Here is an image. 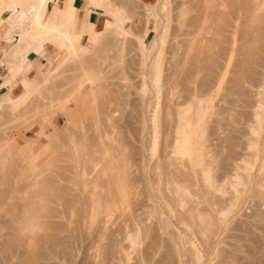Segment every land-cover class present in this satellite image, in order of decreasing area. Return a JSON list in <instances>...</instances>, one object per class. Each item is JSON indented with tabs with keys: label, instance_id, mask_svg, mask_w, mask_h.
Instances as JSON below:
<instances>
[{
	"label": "rangeland",
	"instance_id": "1",
	"mask_svg": "<svg viewBox=\"0 0 264 264\" xmlns=\"http://www.w3.org/2000/svg\"><path fill=\"white\" fill-rule=\"evenodd\" d=\"M112 1L111 4L100 7L91 3L90 0H86L83 12L79 14L80 12L77 10V21L74 23L73 32L83 33L81 42L86 46L85 49L78 51V57L72 52L65 51L59 43L45 42L43 52H36L32 49L35 56L34 63L30 62L28 57L27 59L17 58L21 64L24 61L22 73L14 78L10 86H7L9 85L7 83L5 85L7 87L0 90V99L4 104L0 109V145L2 144L0 147V177L5 180L12 178L14 182L12 185V179L3 182L0 178V189L11 191L10 194L8 193L9 195L6 194L8 197H3L7 198L3 203L4 200H1L3 199L1 197L5 194L3 195L2 189L0 190L2 194L0 197V201H2L0 202V235L6 233L0 236V243L5 249L0 246V254L4 252L6 255L9 252L7 254L9 256L6 258L7 260L9 258V263L6 261L7 264H20V260L24 258L22 253L28 248L29 250L37 248L38 253L42 251L39 253L40 255L38 254L41 259L36 258L40 264H45L44 262H47L46 264H114L115 261L116 264H138L136 262L141 261L140 258L144 261L142 264H163V258L169 252L174 256L169 253L170 257L166 264H178L182 257L189 264H264V82L261 74L257 75L258 78L260 77L257 78V84L255 80V84L258 86L251 88H248L249 83L245 80H242L240 87L236 86L233 80L240 68L245 65L252 70L264 67V10L258 14V16L261 15L260 20L253 21L243 9L245 0H164L166 6L160 9L156 8V5L159 6L163 0ZM55 2H58L59 6L61 5L59 0H51L49 7L50 9L53 7V13L57 6ZM8 3V0H5L3 6H7ZM118 8L120 12H117ZM9 9L11 10L10 7ZM3 11L5 10L0 8V15ZM9 13L8 10L5 12L8 26L19 28L17 23L13 24L18 18V13L15 12L12 16H9ZM120 16L124 18L122 27L118 28L121 31L120 35L116 33L117 31L109 32L115 26L111 24L110 19L117 20L119 23ZM85 17H87L84 26L86 30L95 25L96 30L106 32L102 38L96 39L95 44H92L88 40L87 34L84 33ZM27 24L24 25L25 28L28 27ZM12 38L14 36L11 34L9 40ZM24 43L18 39L13 52L17 46H23ZM155 44L159 48L158 52H156ZM246 53L249 55L247 54L245 58ZM145 57L147 65L141 63ZM157 57H160L159 90L153 87L151 78L141 75V72L146 70L150 75L152 74L153 69L150 65L151 62L157 60ZM248 58L249 60L246 61ZM62 62L63 64H61ZM214 63L216 67L213 66ZM218 64H220L219 67ZM59 65L60 68L57 69ZM85 66L84 71L82 67L85 68ZM147 67L149 68L147 69ZM189 67L193 68L191 69L192 73H189L190 69L186 71ZM209 68L212 70L209 71ZM81 69L83 70L81 71ZM174 69L180 70L177 71L178 76ZM213 69L215 70L213 71ZM171 72H175V75H169ZM185 72L190 74L191 88L197 90L201 84H204L202 95L185 96L184 88L183 90L181 88L183 84L180 83L181 86L177 83L179 79H184ZM84 73L86 79L89 77L92 80L87 81ZM167 73L169 76L166 75ZM135 74L139 76L136 75L138 77L135 78ZM24 75L31 83V92L22 99L26 91L21 81ZM50 78H54V81L51 82ZM204 78L205 81L207 80L205 83L202 82ZM93 79L96 80L93 81ZM100 79L102 84L99 86L97 84L101 83ZM174 80L178 85L176 84V86L174 83L173 88V83L170 85L169 82H174ZM85 81L87 83H82ZM79 88L83 91L81 103L88 110L85 111L86 115L85 113L82 115V119H86L82 121L80 116L77 121L73 118L74 124H66L67 104L72 107L74 112L76 107L73 102L64 104L67 98L65 95H69L73 90L77 91ZM151 91L154 93L153 97ZM166 95L169 98H165ZM11 97H14L16 101L21 99V103L17 107H13ZM99 97L105 102L100 101ZM105 97L108 99L106 100ZM93 98L98 102L92 101ZM165 99L170 104L166 103V105L163 102ZM60 100L62 107H59ZM200 100L203 105L200 104ZM55 101H58L57 106L61 108L59 109L61 111L58 110L59 112ZM191 102L192 104H190ZM95 103L101 106L99 108L102 111L107 108L105 112L110 114L107 121L108 116L105 115V112L102 113ZM91 105L96 106L95 109L98 108L100 113L97 109L91 108ZM168 105L172 106L169 108ZM187 107H190L193 120H200L196 126V134L193 136L191 156L182 155L175 150L176 137L179 135L176 127V112ZM23 110L24 112H22ZM39 110H49L50 112L55 110L57 113L48 111L49 117H46V112ZM42 113L45 116L43 120H41ZM88 114L93 115L95 120L102 125L99 127L94 119H91L93 122H90L91 120L88 118L91 115ZM19 115L26 118H19ZM98 115L104 118H99ZM38 116L41 117L40 120L37 118ZM35 117L39 120L38 122ZM20 120L25 121L21 124ZM28 121L29 123H27ZM88 122L91 123V125L89 123L90 126L87 124ZM93 123L94 125H92ZM24 125L26 128L32 127L27 128L28 130L24 127L23 129L26 131L22 129L20 132ZM95 126L97 127L95 128ZM14 127L17 128L14 129ZM19 128L20 130H18ZM53 129L58 130L56 134L60 131L61 133L55 135L52 132ZM97 133L99 136L96 135ZM62 135H65L64 138L61 137ZM5 138L6 141L7 139L13 140L14 146L6 145ZM101 140L102 142H100ZM2 146L5 147L2 148ZM51 147L53 148L51 149ZM197 147L201 148V152H198ZM50 150H53V153ZM49 151L51 154L48 153ZM103 153L106 154V157L110 156L107 160L105 158L101 164L99 157ZM165 153L168 155L166 156ZM91 154L94 155L95 169L94 172L89 170L88 178L84 180L82 177L83 166L89 161L88 156ZM69 156H73L72 160ZM184 158L186 163L183 161ZM106 161H108L107 165L104 166L103 163L105 164ZM109 162L111 163L109 164ZM31 163L39 164V169L34 172L33 180L28 179L32 173V167L29 168ZM175 163L176 165L173 167ZM54 164L58 167H55ZM111 164L113 167L110 166ZM177 166L180 167L176 168ZM105 167L108 168H106L108 173ZM53 168L62 174L59 176L58 171L54 172ZM180 168L188 172H182ZM9 169L17 174L14 176ZM166 169L167 171L163 173ZM171 169L175 172L172 173ZM205 170L211 175L216 186L214 190H211V199H213L211 203L210 197L204 195L207 186L204 180ZM174 173L177 175L179 173L178 177ZM182 173L183 175H181ZM46 175L49 177L45 179V182ZM51 175L55 176L57 180L54 179V176L52 179L57 182L50 181ZM62 175L66 178L62 179ZM168 175L176 179V182L171 180V184ZM179 177L183 181L182 179L178 180ZM110 178H112V183L115 181L114 185ZM102 180L104 181L102 182ZM99 181L104 186L100 185ZM180 181L182 185L184 184L183 186L186 184L188 187L185 186L188 200L183 205H181V201L176 200L177 193L174 189V186L177 183L180 184ZM44 182L50 184L44 185ZM7 183L13 188L11 189ZM111 184L113 188L110 190ZM50 185L52 187L54 185V189L58 186L56 189L59 191L58 194L61 189L63 192L61 191L59 196L53 194L54 190ZM170 186L172 189L169 188ZM115 187L116 190H112ZM64 192L72 195L64 194V196L62 195ZM45 193H52V195L47 196ZM20 194L22 198H20ZM39 194L40 197H36ZM74 194L76 196L78 194L82 201L79 199L77 201L76 196L73 200ZM41 195L43 196L41 197ZM16 196L19 198L17 199ZM70 196L72 200L71 198L67 199ZM68 200L72 201V205L68 203ZM16 201L18 205L14 206ZM64 201H67L66 205L69 207L66 208ZM189 206L194 209L196 217L191 218L189 215L187 217L185 211ZM44 207H48V212L53 213V216H50L52 215L50 213L46 215L43 212L39 213L38 210ZM51 207L55 209L52 210ZM50 208L52 211L49 210ZM77 208L84 209L78 212ZM129 209L130 212H127ZM25 211L28 212L26 217H30L37 227L42 226L36 238L38 240L41 238L40 235L44 234V239L42 236L41 240L42 242L44 240V244L40 243V240H38L40 241L38 244H36L37 241L30 244L27 233L18 234V231H15L14 223H11V215L17 214L18 219L14 220H20L22 218L20 212ZM124 212L129 215L132 213L134 216L131 215V217L126 213L131 218L128 219L126 216L127 220L132 221L136 218V224L134 221H132L134 225L130 221H123L126 219ZM178 212H184V219L178 216ZM159 217L165 219L166 223L163 220L160 222ZM208 221L211 223L213 221L212 227L207 225ZM54 225L55 228L52 227ZM138 228H140L139 233L146 231V234L143 232L142 236L139 234V238L137 236L134 239L133 236ZM12 231L13 233L15 231V234H11L12 237L15 235L17 238L11 237L9 232ZM126 231L129 233L127 234ZM50 233L51 239L56 236L59 241L55 238L57 241L52 239V241L54 240L53 244L50 242L51 239H47V242L45 234L50 235ZM133 241L136 243L134 244ZM8 242L11 245L16 244L15 248L14 244L12 245L16 249V254H11L13 248H10ZM49 242L52 244H50L51 248L48 247ZM57 242L58 244L63 242V244H59L60 247L56 245L54 248V244ZM152 242L154 245H150ZM212 243H214L213 246H211ZM21 245H24L26 249L22 250L25 247L22 248ZM45 245H48L49 249ZM61 246L67 252H62ZM7 248H10L11 251ZM140 252H143L145 257L139 255L143 254ZM18 253L22 259L17 255ZM27 255L29 257L26 252L25 257ZM42 256H45L43 260ZM195 256L198 257V260H195ZM4 257L6 256H1L2 264H4ZM10 257L13 261L10 260Z\"/></svg>",
	"mask_w": 264,
	"mask_h": 264
},
{
	"label": "bare ground",
	"instance_id": "2",
	"mask_svg": "<svg viewBox=\"0 0 264 264\" xmlns=\"http://www.w3.org/2000/svg\"><path fill=\"white\" fill-rule=\"evenodd\" d=\"M5 0H0V8H2V9H4V10H8V11H10V13H9V16H12V14L13 13H18V18H17V20H15L14 22H13V24H18V26H19V28H20V37H19V40L20 41H22V42H25L26 44H27V46H17V48L15 49V51H14V55L15 56H18V57H23V58H26L27 59V56H26V52H27V49H28V45H30V47L29 48H31V49H33V50H35L36 52H43L44 51V44H45V42H48V41H50V42H52V43H59L63 48H64V50L65 51H68L69 53L70 52H72L74 55H76L77 56V54H78V51L79 50H82V49H85L86 48V46L85 45H83L82 44V42H81V40H82V38H83V33H79V34H77V33H74L73 32V29H74V23L77 21V15H76V12H77V8H76V4H75V1L76 0H64L63 1V3H62V5H58V2L56 3V7H55V10H54V13H53V7H52V9H50V7H49V2L51 1V0H8V5L7 6H3V2H4ZM91 1V3H93V4H95L96 6H103V5H109V4H111L113 1L112 0H90ZM162 1V0H161ZM26 5H27V7H26ZM116 5V4H115ZM54 6V5H53ZM148 6V5H147ZM166 6V4H165V2H164V0H163V2H161V3H159V6L158 5H156V8H164ZM9 7L11 8V10L9 9ZM89 7V6H88ZM263 7H264V0H245V2H244V4H243V9H244V11H245V14L248 16V17H251V19L253 20V21H258V20H260V16L261 15H259L258 16V14H259V12H261L262 10H264L263 9ZM109 11V10H108ZM117 12H120V10H119V8L117 9ZM113 14V13H112ZM1 16V15H0ZM116 16H117V14H116ZM123 17H121L120 16V20H119V23H117V20H112V19H110V22H111V24H114L115 26H113L112 28H111V30L109 31V32H113V31H117L116 33L118 34V35H120V33H121V31H119L118 30V28L120 27H122L121 26V24L123 23ZM2 23H5V17H0V24H2ZM26 23H28L27 25H28V27H24V25L26 24ZM104 25H107L106 23H104ZM108 26V25H107ZM10 27V26H9ZM104 29H105V27H103ZM83 30H84V33H86L87 34V36H88V40L92 43V44H95V42H96V39L97 38H102L103 37V35H105L106 34V32L104 33V31L103 30H100V31H98V30H96L95 29V25H94V27H92V28H90L89 30H86L85 29V27L83 26ZM109 32H107V33H109ZM19 35V34H18ZM157 35V34H156ZM117 39V38H116ZM156 40H157V36H156V38H155ZM145 43V42H144ZM89 47H90V45H88ZM87 46V47H88ZM155 46H157V44H155ZM93 50V49H92ZM158 50H159V48H158V46H157V48H156V52H158ZM108 54H109V52H107ZM100 54V53H99ZM107 54V55H108ZM247 54L248 53H246V56H245V58L247 57ZM249 55V54H248ZM93 56H95V55H93ZM92 56V57H93ZM105 56V55H104ZM78 57V56H77ZM77 57H75V58H77ZM107 57V56H106ZM108 57H109V55H108ZM249 57V56H248ZM91 58V57H90ZM20 59H22V58H20ZM67 59V58H66ZM92 59V58H91ZM96 59V58H95ZM108 59V58H107ZM247 60H249V58L248 59H246V61ZM94 61V60H93ZM146 61H147V59H146V57L145 58H143L142 59V61H141V63H146ZM160 61V57H157V60L155 61V62H151V68L153 69V72H152V74L150 75L148 72H147V70L146 71H144V72H141V73H138V74H141V75H143L145 78L147 77V78H151L152 79V81H151V83H152V85H153V87L156 89V90H159V84H158V79H159V76H160V68H159V62ZM245 61V62H246ZM24 62V61H23ZM23 62H22V64H23ZM51 62L53 63V59L51 58ZM64 62V61H63ZM63 62L61 63V64H63ZM88 62V61H87ZM218 62V61H217ZM216 62V63H217ZM245 62H244V65H245ZM89 63V62H88ZM218 63H220V61L218 62ZM22 64H21V62L19 63V62H17L16 64H15V67H14V70H15V73H16V76L17 75H20V73H22V69H23V66H22ZM60 64V65H61ZM90 64H91V62H90ZM101 64V63H100ZM60 65L57 67V69H59L60 68ZM99 65V64H98ZM103 65V64H102ZM146 65H147V63H146ZM149 65V64H148ZM216 64L214 63V65L213 66H215ZM82 66V65H81ZM101 66V65H100ZM194 66V65H193ZM218 67L220 66V64H218L217 65ZM243 66V65H242ZM242 66H240V67H242ZM260 66H261V63H260ZM78 67V66H77ZM94 67H97V66H94ZM93 67V68H94ZM102 67V66H101ZM100 67V68H101ZM216 67V66H215ZM81 68V67H80ZM83 69H84V71H85V69H86V66H85V68L84 67H82ZM149 67H147V69H148ZM208 68V67H207ZM213 68V67H212ZM262 68V67H261ZM79 69V68H78ZM83 69H81V71L83 70ZM189 69H190V71H191V69H193L192 67H189L188 69H186V71H189ZM179 70V69H178ZM177 70V71H178ZM210 70H212V69H210L209 68V71ZM215 69H213V71H214ZM83 71V72H84ZM174 71H176L175 69H174ZM176 71V76H178L177 75V72ZM180 71V70H179ZM189 71V73H192V71L190 72ZM172 72H173V70H172ZM169 73V75L170 74H172V76H173V74L174 73ZM216 73H217V71H215ZM53 73V72H52ZM186 74V72L184 73V75H183V77H184V79L182 78V76H181V80L179 79V81H177V83L179 84V85H181L180 83H182L183 84V87H181L182 88V90H183V88H184V90H183V92H184V94H185V96L187 95V97L188 96H193V95H202L201 94V92H202V88H204V87H202L204 84H201V86L199 87L200 88V90H199V88L196 90V88H191V85H190V82H191V78H190V74ZM54 74V73H53ZM52 74V75H53ZM85 74V73H84ZM138 74H135V78H137L139 75ZM174 74V75H175ZM186 74V75H185ZM261 74V78H263V82H264V67H263V69H251V68H248L246 65L245 66H243L242 68H240V71L237 73V75H236V77L233 79L234 80V83H235V85L236 86H238V87H240V86H242V80H245V81H247L248 83H249V86H248V88H251V87H254V86H258V85H256L257 84V75L259 76ZM136 75H138V76H136ZM166 75H168V73L166 74ZM168 75V76H169ZM57 76V75H56ZM85 76V79H86V74L84 75ZM176 76H174V78L176 77ZM192 76V75H191ZM206 76V75H205ZM98 77H100V76H98ZM171 77V76H170ZM204 77V76H203ZM211 77V76H210ZM11 78H12V75H10L5 81H4V84H3V86H5L7 83H9V81L11 80ZM101 78V77H100ZM140 78V77H139ZM163 78H165V77H163ZM207 78V77H206ZM209 78V77H208ZM260 78V77H259ZM258 78V79H259ZM54 79V78H53ZM53 79H49V80H51V82H52V80ZM176 79H178V77H176ZM210 79V78H209ZM87 81H91L92 79H89V77H87V79H86ZM96 80V79H95ZM94 79H93V81H95ZM98 80V79H97ZM147 80V79H146ZM211 80V79H210ZM255 80H256V84H255ZM22 83H23V85H24V87H25V93L23 94V98L22 99H24L25 97H26V94H28V93H30L31 92V83H30V81L27 79V77H25V75L23 76V78H22ZM54 81V80H53ZM87 81H85V82H82V83H87ZM92 81V82H93ZM169 81H171L170 79H169ZM168 81V82H169ZM173 81V80H172ZM207 81V80H206ZM205 81V78H204V80L202 81V82H206ZM212 81V80H211ZM100 82H101V79H100ZM164 82V81H163ZM213 82V81H212ZM49 83V82H48ZM90 83V82H89ZM88 83V84H89ZM173 83V85H172V87L174 86V83H175V85L177 84L176 82H175V80H174V82H169V84L171 85ZM100 84H102V82L101 83H98L97 85H99L100 86ZM148 84V83H147ZM177 84V85H178ZM90 85H91V83H90ZM90 85H89V87H90ZM163 85V84H162ZM167 85V84H166ZM176 85V86H177ZM206 85H208V84H206ZM106 86V85H105ZM182 86V85H181ZM209 86V85H208ZM83 87V86H82ZM102 87H103V85H102ZM152 87V88H153ZM170 87V86H169ZM2 87H0V89H1ZM53 88V87H52ZM106 88V87H105ZM104 88V89H105ZM162 88H164V87H162ZM171 88V87H170ZM174 88V87H173ZM89 89V88H88ZM107 89V88H106ZM151 89V88H150ZM69 90H71V89H69ZM109 90V89H108ZM152 90V89H151ZM41 91V90H40ZM88 91V90H87ZM174 91V90H173ZM179 91H180V89H179ZM204 91V90H203ZM70 92H72V90L70 91ZM91 92V91H90ZM109 92V91H108ZM152 92V91H151ZM205 92V91H204ZM63 93V92H62ZM173 93V92H172ZM153 92H152V97H153ZM167 94V93H166ZM82 95H83V91L82 90H80V88L77 90V91H74L73 90V92L72 93H70L69 95H65V96H67V98H66V100L64 99V98H61V99H63V100H65V102H64V104H66V103H71V102H73V104H74V106L76 107V110H75V112L74 111H72V107L70 106V105H68L67 104V113H66V117H65V122L67 121V123L66 124H72L73 123V118H75L76 119V121H77V119H79V117L81 116V119H82V115H84V113H85V115L87 114V112H85L86 110H87V107H85L84 105H82V103H81V100H82ZM183 95V94H182ZM91 97H93L92 95H91ZM102 97V96H101ZM169 98V96L168 95H166L165 96V98ZM106 98V97H105ZM191 98V97H190ZM95 98H93V100L92 101H95L94 100ZM99 99H100V97H99ZM98 99V100H99ZM108 99V97L106 98V100ZM168 100H170V99H168ZM21 99H19V100H15L14 99V97H11V102L13 103V107H17L18 106V104H20L21 102ZM100 101H102L101 99H100ZM171 101V100H170ZM182 101V100H181ZM55 102H57V104L55 105V106H57L58 105V101H55ZM60 102H61V100H60ZM60 102H59V107H62L61 105H62V102H61V104H60ZM95 102H98L97 100L95 101ZM102 102H105V101H102ZM101 102V103H102ZM165 104L167 103H169V101L167 102L166 101V99H165V101H163ZM200 102V104L201 105H203L202 103V100H200L199 101ZM54 103V102H53ZM51 104V105H54V104ZM100 103V104H101ZM63 104V105H64ZM89 104H90V102H89ZM96 104V103H95ZM107 104V103H106ZM166 104V105H167ZM170 104V103H169ZM190 104H192V102L190 103ZM4 104L2 103V101H1V99H0V109L2 108V106H3ZM47 105V104H46ZM46 105L43 107V106H39L40 108L41 107H43L44 109H45V107H46ZM49 105V104H48ZM47 105V106H48ZM102 106H103V104H101ZM175 105H176V102H175ZM92 107L91 108H93L94 110H96L97 109V111L99 112V110H98V108L99 107H101V106H99V104L97 105L96 104V106H98V108H96L95 109V107L96 106H93V105H91ZM169 106V108H170V106H172V105H168ZM30 107V106H29ZM29 107H27V108H29ZM51 106H49V108H50ZM54 107V106H53ZM65 107V108H66ZM57 108H58V106H57ZM56 107H55V110L57 109ZM90 108V109H91ZM51 109V108H50ZM54 109V108H53ZM59 109H61V108H58L57 109V111L59 110ZM63 109V108H62ZM100 109V108H99ZM106 109L107 108H105V110L103 109V111L100 109V111L103 113V112H105L106 111ZM55 110H53V111H55ZM39 111H41V110H39ZM42 111H44V112H46V117H49V115L47 114L48 113V111H45V110H42ZM41 111V112H42ZM53 111H49L50 113H52ZM59 111H61V110H59ZM58 111V112H59ZM63 111V110H62ZM72 111V112H71ZM88 111V110H87ZM96 111V112H97ZM22 112H24V110L22 111ZM56 112V111H55ZM55 112H54V114H55ZM90 112V111H89ZM88 112V113H89ZM94 112V111H93ZM97 112V114H99ZM40 112H38V114H39ZM57 113V112H56ZM92 113V112H91ZM20 114H21V112H20ZM53 114V115H54ZM93 115H95V113H92ZM22 115V114H21ZM23 115H26V114H23ZM40 115V114H39ZM42 119L41 120H43V119H45V118H43V117H45L44 116V113H42ZM52 115V114H51ZM52 115V116H53ZM88 115H91V114H88ZM87 115V116H88ZM93 115H91V117H89L88 118V120H93L94 119V121H95V123L97 122L96 120H95V118L93 117ZM105 115L106 116H108L107 118H106V121L108 120V118H109V113H106L105 112ZM176 115H177V119H176V121H177V123H176V127H177V132H178V136L176 137V141H175V144H176V147H175V150H176V152H179V153H181L182 155H185V156H191V153L193 152V139H194V135L196 134V126L199 124V119H196V120H193V118H192V114H191V111H190V107H187V108H184V109H179L177 112H176ZM20 116V115H19ZM55 116V115H54ZM62 116H64V114H62ZM99 116V115H98ZM17 117H18V115H17ZM51 117V116H50ZM86 117V116H85ZM97 117V116H96ZM19 118H26V117H24V116H20ZM36 118V117H35ZM38 119L39 118H41L40 116H38L37 117ZM36 118V119H37ZM53 118V117H52ZM83 118H84V116H83ZM99 118H104L103 116H99ZM28 119V118H27ZM37 119V122L40 120H38ZM51 119V118H50ZM84 119H86V118H84ZM84 119H82V121H85ZM97 119V118H96ZM31 120H33V119H31ZM35 120V119H34ZM33 120V121H34ZM90 121V122H93V121ZM100 120V119H99ZM102 120V119H101ZM21 121V124H23L24 123V121H22V120H20ZM30 121V120H29ZM29 121L27 122V123H29ZM87 121V120H86ZM103 121V120H102ZM16 122H19V121H16ZM23 122V123H22ZM41 122V121H40ZM79 122V121H78ZM90 122H88L87 124L89 125V123ZM20 123V122H19ZM19 123H17V124H19ZM27 123H25V124H27ZM98 123V122H97ZM103 123V122H102ZM105 123V122H104ZM30 124H32V122H30ZM29 124V125H30ZM66 124L64 125V127L66 126ZM74 124V123H73ZM86 124V125H87ZM99 124V127L102 125H100V123H98ZM98 124H97V126H98ZM14 125H16V124H14ZM33 125H34V123H33ZM87 125V126H88ZM90 125H91V123H90ZM89 125V126H90ZM92 125H94V123L92 124ZM105 125V124H104ZM104 125H103V127H104ZM107 125V124H106ZM11 126H13V125H11ZM19 126H20V124H19ZM18 125H17V127H19ZM45 126V125H44ZM47 126V125H46ZM87 126H85V127H87ZM88 126V127H89ZM97 126H95V128L97 127ZM17 127H14V129H16ZM25 127V128H24ZM30 127H32V126H29V128ZM79 127V126H78ZM98 127V128H99ZM26 129V130H28L27 128H26V126L24 125V126H22V128H21V130H20V128L18 129V130H20V132H22V129ZM74 128V127H73ZM102 128V127H101ZM23 129V130H24ZM66 129V128H65ZM78 129V128H77ZM77 129H76V132H77ZM18 130H16V131H18ZM26 130H24V131H26ZM52 130V129H51ZM50 130V131H51ZM75 130V129H74ZM167 130V129H166ZM176 130V129H175ZM3 131H4V128H3ZM2 131V132H3ZM52 132H54V134L55 135H58V134H60L61 133V131H60V133H58V134H56L57 132H58V130H56V129H53V131ZM167 132V131H166ZM19 133V132H18ZM71 133V132H70ZM2 135V134H1ZM74 135V134H73ZM77 135V134H76ZM75 135V136H76ZM95 135V134H94ZM93 135V136H94ZM97 136H99V134L97 133L96 134ZM63 136H65V135H62L61 137H63ZM96 136V137H97ZM1 137H3V136H1ZM67 137V136H66ZM73 137V136H72ZM95 137V136H94ZM93 137V138H94ZM64 138V137H63ZM68 138V137H67ZM15 139V138H14ZM63 141H65L64 139H62ZM5 141H6V138H5ZM13 140H11V139H7V141H6V145L8 144H10V145H13L14 146V143L12 142ZM14 141H18V140H14ZM55 141V140H54ZM76 141V140H75ZM52 142V141H51ZM66 142H67V140H66ZM78 142V141H77ZM100 142H102V140L100 141ZM253 143V142H252ZM67 144V143H66ZM2 145V144H1ZM1 145H0V147H1ZM54 145H56L55 143H54ZM53 145V146H54ZM142 146V145H141ZM5 146H2V148H4ZM35 147H37V146H35ZM53 147H51V149H52ZM71 148V147H70ZM198 148V147H197ZM8 149V148H7ZM36 149V148H35ZM72 149V148H71ZM111 149H112V146H111ZM164 149H166V148H164ZM198 150V152H201V148H198L197 149ZM3 151V150H2ZM6 151V150H5ZM5 151H3V152H5ZM8 151V150H7ZM13 151V150H12ZM35 151V150H34ZM51 151V150H50ZM50 151L48 152V153H50ZM56 151V150H55ZM72 151V150H71ZM70 151V152H71ZM106 151V150H105ZM104 151V152H105ZM52 153H53V150L51 151ZM202 152H203V150H202ZM12 154L14 155V151L12 152ZM51 154V153H50ZM70 154V153H69ZM72 154V153H71ZM70 154V155H71ZM89 154V153H88ZM166 154V153H165ZM202 154V153H201ZM260 154V153H259ZM92 155V154H91ZM89 155L88 156V159H89V161L87 162V163H85V161H84V166H83V175H82V177L84 178V180H86L88 177H87V174H88V171L90 170V171H92V172H94V169H95V164L93 163V161H94V155ZM161 155H163V154H161ZM168 154H166V156H167ZM197 155H199L198 153H197ZM203 155V154H202ZM110 155H108V157H109ZM70 158H71V160H72V158H73V156L71 157V156H69ZM108 157H106V154H102L100 157H99V159H100V161H101V164H102V162L104 161V159L105 160H107L108 159ZM264 157V156H263ZM27 158V157H26ZM55 158V157H54ZM57 158V157H56ZM58 158H59V156H58ZM161 158H162V156H161ZM178 158V157H177ZM51 159V158H50ZM87 159V160H88ZM127 159H129L128 158V156H127ZM17 160V159H16ZM110 160V159H109ZM108 160V161H109ZM176 160V159H175ZM174 160V161H175ZM40 161V160H39ZM38 161V162H39ZM108 161H106L105 162V164L103 163V165L105 166V165H107V162ZM174 161H173V163H174ZM177 161H179V160H177ZM183 161H185V158H184V160ZM260 161V160H259ZM41 162V161H40ZM73 162V161H72ZM79 162V161H78ZM8 163V162H7ZM111 162H109V164H110ZM164 163V162H163ZM166 163V162H165ZM169 163V162H168ZM185 163H186V161H185ZM17 164V163H16ZM45 164H47V163H45ZM73 164V163H72ZM108 164V165H109ZM126 164V163H125ZM179 164V163H178ZM182 164V163H181ZM24 165V164H23ZM56 164H54V166H55ZM168 165V164H167ZM175 165H176V163L174 164V166L173 167H175ZM235 165H237L236 163H235ZM75 167V165H72V167ZM103 166V167H104ZM111 167H113L112 166V164L110 165ZM163 166V165H162ZM187 166V165H186ZM8 167V166H7ZM32 167V173H31V175L28 177V179L29 180H31L32 178H33V175H34V172L37 170V169H39L38 167H39V164H35V163H31V165L29 166V168H31ZM53 167V166H52ZM51 167V168H52ZM55 167H58V165L57 166H55ZM54 167V168H55ZM180 166H177L176 168H179ZM9 168V167H8ZM14 168V167H13ZM53 168V169H54ZM69 168V167H68ZM68 168H66V169H68ZM107 167H105V170H106V172H107V169H106ZM175 168V169H176ZM15 169V168H14ZM41 169V168H40ZM47 169V168H46ZM53 169H51V170H53ZM75 169V168H74ZM128 169V168H127ZM244 169V168H243ZM18 170V169H17ZM44 170H45V168H44ZM55 170V169H54ZM53 170V171H54ZM57 170V169H56ZM56 170L54 171V172H56ZM60 170H62V169H60ZM112 170V169H111ZM169 170V169H168ZM172 170V171H171ZM170 171L173 173V172H175V171H173V169H171ZM180 170H182L181 168H180ZM180 170H178V171H180ZM6 171V170H5ZM8 171V170H7ZM9 171H12V169L10 170L9 169ZM8 171V172H9ZM39 171V170H38ZM58 171V170H57ZM165 171H167V169L166 170H164L163 171V173L165 172ZM169 171V172H170ZM17 172V171H16ZM44 172V171H43ZM171 172H170V174H171ZM182 172H185V171H183L182 170ZM186 172H188V171H186ZM185 172V173H186ZM197 172V171H196ZM7 173V172H6ZM12 174H14V172L12 171L11 172ZM52 174V172H49V174ZM108 173V172H107ZM106 173V174H107ZM145 173V172H144ZM162 173V172H161ZM161 173H160V176H161ZM180 173V172H179ZM179 173H178V175H179ZM184 173V174H185ZM15 174H17V173H15ZM15 174H14V176H15ZM61 175L62 173H60L59 171H58V175ZM127 174H128V172H127ZM169 174V175H170ZM202 174V173H201ZM200 174V175H201ZM3 175H5V174H3ZM9 175V174H8ZM8 175H7V177H8ZM37 175V174H36ZM59 175V176H60ZM102 175V174H101ZM145 175V174H144ZM168 175V178L170 177V179H169V181H170V183L172 184V182H171V180H175V182H176V179H174L173 177H171V176H169ZM172 175V174H171ZM174 175L176 176L177 175V173L175 174L174 173ZM178 175H177V177H178ZM181 175H183V173L181 174ZM186 175V174H185ZM199 175V176H200ZM243 175V174H242ZM54 176V175H53ZM53 176L51 175L50 176V181H55L54 179H56L55 178V176H54V179H52L53 178ZM63 176V175H62ZM61 176V177H62ZM80 176V175H79ZM108 176H110V174H108ZM107 176V177H108ZM113 176V175H112ZM165 176V175H164ZM240 176H241V174H240ZM43 177H44V175H43ZM45 177H47V178H44V181L46 182V180L45 179H48V177L49 176H45ZM102 177V176H101ZM111 177V176H110ZM249 177V176H248ZM0 178H2V177H0ZM60 178V177H59ZM66 178V177H65ZM64 178V176H63V178L62 179H65ZM82 178V179H83ZM100 178V177H99ZM113 178H114V176H113ZM163 178H165V177H163ZM167 178V179H168ZM171 178H173V179H171ZM186 178V177H185ZM245 178H246V176H245ZM8 179H12V178H6V180H8ZM34 179V178H33ZM32 179V180H33ZM71 179V178H70ZM101 179V178H100ZM99 179V180H100ZM111 179V183H112V178H110ZM128 179V178H127ZM179 179H182V178H178V180ZM5 179L4 178H2V181L3 182H6V180L4 181ZM9 180V182H11V184L13 185V179L10 181ZM20 180V179H19ZM57 180V179H56ZM104 180H105V178H104ZM104 180H102V182L104 181ZM166 180V179H165ZM178 180H177V182H178ZM185 180V179H184ZM186 180H188V179H186ZM191 180V179H190ZM200 180V179H199ZM204 180H205V182H206V189H205V191L206 192H202V194H204L205 195V197L206 196H208V197H210V199H211V190L213 189L214 190V188L216 187L215 186V184H214V182L212 181V177H211V175L208 173V171L207 170H205L204 171ZM0 181H1V179H0ZM47 181H49V180H47ZM66 181V180H65ZM78 181V180H77ZM83 181V180H82ZM98 181V180H97ZM101 181V180H100ZM99 181V182H100ZM114 181V180H113ZM168 181V182H169ZM182 181H183V179H182ZM44 182V185L46 184H50L49 182H47V183H45ZM55 182H57V181H55ZM79 182H81V180H79ZM128 182H129V180H128ZM131 182V181H130ZM38 183V182H37ZM105 183V182H104ZM108 183V182H107ZM114 183H115V181L112 183L113 185H114ZM188 183V182H187ZM190 183V182H189ZM193 183V182H192ZM202 183V182H201ZM200 183V184H201ZM2 184H4L5 185V183H2ZM8 184V186H10L9 185V183H7ZM63 184V183H62ZM62 184H61V186H62ZM100 185H102L101 184V182L99 183ZM111 184V187H110V190H111V188H113V185ZM130 184V183H129ZM129 184H128V186H129ZM170 184V185H171ZM184 185V184H183ZM182 185V183H181V181H180V184L179 183H177L175 186H174V189H175V192L177 193V198H176V200L177 201H181L180 203H181V205H183L184 203H186L187 202V197H188V195L186 194V191H185V186H186V184H185V186H183ZM191 185V184H190ZM19 186V185H18ZM20 186H21V184H20ZM26 186V185H25ZM57 186V185H56ZM65 186V185H64ZM102 186H104V185H102ZM101 186V187H102ZM204 186V185H203ZM3 187H5V186H3ZM23 188H24V186H22ZM22 187H21V190H22ZM45 187V186H44ZM43 187V188H44ZM50 187H52V185H50ZM63 187V186H62ZM172 187H173V185H172ZM187 187V186H186ZM9 188V187H8ZM10 188H11V186H10ZM9 188V189H10ZM12 188H13V186H12ZM11 188V189H12ZM15 188V187H14ZM19 188V187H18ZM41 188V187H40ZM53 190L55 191L57 188H58V186H57V188L56 189H54V185H53ZM59 188H61V187H59ZM169 188H171V186L169 187ZM188 188V187H187ZM2 189V191H3V188H1ZM0 189V190H1ZM5 189V188H4ZM10 189V190H11ZM17 189V188H16ZM16 189H15V191H16ZM63 189H65V188H63ZM172 189V188H171ZM6 190H8V189H6ZM21 190H20V192H21ZM59 190V189H58ZM112 190H116V187L114 188V189H112ZM130 190V189H129ZM200 190V189H199ZM14 191V190H13ZM54 191H53V194H57L58 196L61 194V191L63 192V190L61 189V191H60V193L58 194V192L59 191H55V193H54ZM65 191V190H64ZM89 191V190H88ZM99 191H101V190H99ZM202 191H204V190H202ZM5 192V193H4ZM7 192V193H6ZM38 192V191H37ZM70 192V191H69ZM194 192V191H193ZM11 193V191L9 192V191H3V195L4 196H2V194H1V191H0V197L1 198H3V197H8V195ZM104 193V192H103ZM196 193V192H195ZM194 193V194H195ZM6 194H8L7 196H6ZM37 194V193H36ZM47 196L50 194V195H52V193H49V194H47V193H45ZM45 194H43V195H45ZM65 194V192L64 193H62V195H64ZM101 194V193H100ZM171 194H172V192H171ZM191 194H193V193H191ZM197 194V193H196ZM43 195H41V197L43 196ZM65 195H72V194H67V192H66V194ZM64 195V196H65ZM203 195V196H204ZM212 195H213V192H212ZM20 196H21V194H20ZM37 196H39L40 197V194L39 195H36V197ZM64 196H62V197H64ZM75 194H74V197H73V200H74V198H75ZM106 196V195H105ZM174 196V195H173ZM193 196V195H192ZM191 196V197H192ZM12 197H14V196H12ZM17 197V199L19 198V196H16ZM53 197V196H52ZM168 197V196H167ZM20 198H22V196L20 197ZM35 198V197H34ZM49 198V197H48ZM56 198H57V196H56ZM68 198H71V200H72V197L70 196V197H67V199ZM175 198V197H174ZM7 199V198H6ZM6 199H1V200H4L3 201V203L6 201ZM13 199H16V198H13ZM25 199V198H24ZM43 199H44V197H43ZM50 199V198H49ZM76 200L77 199H79L80 201H82V198H79L78 197V194H77V196H76V198H75ZM191 200H192V198H190ZM207 199V198H206ZM209 199V198H208ZM27 200V199H26ZM54 200V199H53ZM52 200V203H54V201ZM75 200V201H76ZM213 199H211V200H209L210 201V203H211V201H212ZM69 201V200H68ZM78 201V200H77ZM79 201V202H80ZM87 201V200H86ZM174 201V200H173ZM195 201V200H194ZM194 201H193V203H194ZM0 202H2V201H0ZM65 202V206H66V208L67 207H69V206H67L66 204H67V201H64ZM63 202V203H64ZM72 202V201H71ZM71 202L69 201L68 203L69 204H71ZM84 202H85V200H84ZM19 203V202H18ZM58 203V202H57ZM62 203V204H63ZM81 203V202H80ZM132 203V202H131ZM176 203V202H175ZM2 204V203H1ZM15 204H17V201H16V203H14L13 205L14 206H17V205H15ZM19 204H21V202L19 203ZM68 204V205H69ZM84 205H85V203H83ZM82 204V205H83ZM12 205V204H11ZM72 205V204H71ZM87 205V204H86ZM89 205H91V204H89ZM64 207V206H63ZM80 207V206H79ZM78 207V208H79ZM84 207V206H83ZM48 208V207H47ZM47 208H41V209H39L38 211H39V213H41V212H43V214H49L50 213V211L48 212V209ZM52 208V207H51ZM51 208L49 209V210H51ZM70 208H72V207H70ZM77 208V210H78V212H79V210L81 211V209H78ZM89 208V207H88ZM38 209V206H37V208H36V210ZM55 209V208H54ZM53 208H52V210H54ZM84 209V208H83ZM82 209V210H83ZM13 210V209H12ZM51 210V211H52ZM85 211V210H84ZM10 212V211H9ZM35 212V211H34ZM57 212V211H56ZM127 212H130V209H129V211H127ZM127 212H124V214H126ZM185 212H187L186 214H187V217H188V215L191 217V218H194V217H196L195 216V211H194V209H192L190 206L188 207V208H186V211ZM55 213V212H54ZM132 213H133V211H132ZM132 213H130L131 215H133ZM15 214V213H14ZM20 214H22V218L20 219V220H14V219H18V215L17 214H15L14 216H12L11 215V220H12V222H11V220H10V222L11 223H14L13 225V227H14V229H15V231H18V234H20V233H27L28 234V243H30V244H33V243H35V241H37L36 242V244H38V242H40L41 240H42V236H43V239H44V234H42L43 233V231H42V236L40 235V239H38V240H40V241H38L37 240V238H36V236L38 237V232H39V230H41L42 229V226H36V224L34 223V221L32 220V219H30V217H26V214L28 215V212H20ZM50 214H52V215H50V216H53V213H50ZM128 214V216H130L131 217V215H129V213H127ZM127 214L125 215V218L126 219H124L123 221H126L127 220ZM37 216V215H36ZM127 216V217H126ZM134 216V215H133ZM132 216V219L134 218ZM178 216H180V218L181 219H184V212H178ZM43 217V216H42ZM130 217H128V219H131ZM160 218V217H159ZM135 220H136V218L135 219H133L132 221H134V223L136 224V222H135ZM159 220V219H158ZM161 220H163V218H160V222H162ZM165 220V219H164ZM163 220V221H164ZM127 221H130V223L132 222L131 220H127ZM126 221V222H127ZM137 221V220H136ZM98 222V221H97ZM96 222V223H97ZM126 222H125V224H126ZM165 222V221H164ZM42 223H44L43 221H42ZM47 223H49V222H47ZM55 223V225L57 226V224H56V222H54ZM53 223V224H54ZM124 223V222H123ZM134 223L132 222V224L134 225ZM166 223V222H165ZM212 223H213V221H212ZM212 223L211 222H207V225L209 226V227H212ZM215 223V222H214ZM51 224H52V222H51ZM50 224V225H51ZM98 224V223H97ZM96 224V225H97ZM122 224V222L120 223V225ZM10 225H12V224H10ZM46 225V224H45ZM52 226L53 228H55L56 226ZM100 225V224H99ZM124 225V224H123ZM128 225V224H127ZM132 225V226H133ZM188 225V224H187ZM131 226V225H130ZM140 226H141V224H140ZM12 227V228H13ZM51 227V226H50ZM139 227V226H138ZM143 228V227H142ZM144 229H145V227H144ZM215 229H216V227H215ZM13 230V229H12ZM127 230V229H126ZM133 230H134V227H133ZM132 230V231H133ZM143 230V229H142ZM165 230H166V228H165ZM217 231H218V229H216ZM11 231V230H10ZM15 231H14V233H13V231L12 232H9V234L11 235L12 233L13 234H15ZM166 231H168V230H166ZM127 232V231H126ZM125 232V233H126ZM140 232V228H138L137 229V231H136V234L133 236V238L134 237H136L137 238V236H138V238H139V234H141V233H143V232H141V233H139ZM169 232V231H168ZM52 233V232H51ZM51 233H50V235L48 234H45V239L47 240V239H51ZM129 232H127V234H128ZM131 233V232H130ZM145 234H146V231L144 232ZM6 234V233H5ZM5 234H2V235H0V236H3V235H5ZM8 234V235H9ZM55 234V233H54ZM134 234V233H133ZM143 234H141V236H142ZM170 235V234H169ZM17 236H20V235H17ZM22 236V235H21ZM140 236V237H141ZM172 236V235H171ZM10 237V236H9ZM11 237H12V235H11ZM14 237H16L15 235H13V239H14ZM125 237V236H124ZM155 237V236H154ZM17 238V237H16ZM15 238V239H16ZM21 238V237H20ZM35 238H36V240H35ZM56 238V236L54 237V238H52V239H55ZM60 238V237H59ZM113 238V237H112ZM111 238V239H112ZM174 238V237H173ZM52 239L50 240V242H52V244H53V242H54V240L52 241ZM57 239V238H56ZM55 239V242L58 240L59 241V239H57L56 240ZM60 239H62V238H60ZM135 239V238H134ZM6 240V239H5ZM22 241L24 240V238L23 239H21ZM21 240H18V241H20V243H24L25 244V242H22ZM26 240V239H25ZM64 240V239H63ZM115 240V239H114ZM176 240V239H175ZM174 240V241H175ZM212 240V239H211ZM2 241V240H1ZM11 241H13V240H11ZM11 241H10V243H11ZM136 241V240H135ZM137 241H138V239H137ZM177 241V240H176ZM175 241V242H176ZM4 242V241H3ZM15 242V241H14ZM27 242V241H26ZM43 242H44V240H43ZM42 241L40 242V243H43ZM47 242H48V240H47ZM47 242L45 241V244H47ZM49 242V248H51L50 246L52 245L51 243ZM65 242V241H64ZM111 242V241H110ZM9 243V242H8ZM8 244V245H10L11 247V249L14 247L15 248V245L16 244H12L13 245V247H12V245L11 244ZM63 244V242H60L59 244ZM133 243L135 244L136 242H134L133 241ZM153 243V242H152ZM152 243H150V245H154V243L152 244ZM6 244V243H5ZM44 244V243H43ZM43 244H41V245H43ZM51 244V245H50ZM59 244H58V242L57 243H55L54 244V248L56 247V245L57 246H59ZM176 244H177V242H176ZM213 244L214 243H212V245L211 246H213ZM17 245L19 246V243H17ZM35 245V244H34ZM40 245V244H39ZM39 245H37V246H39ZM107 245H108V243H107ZM149 245V244H148ZM148 245H147V247H148ZM166 245H168V244H166ZM178 245H179V243H178ZM0 246H3L1 243H0ZM22 246V245H21ZM20 246V247H21ZM24 246V245H23ZM22 246V248H24ZM46 245H45V247H47ZM211 246H210V248H211ZM7 247V246H6ZM39 247H43V246H39ZM39 247H38V249H39ZM44 247V248H45ZM47 247V248H48ZM60 247V246H59ZM146 247V248H147ZM150 247H153V246H150ZM10 248H7V249H9L10 250ZM13 248V252L11 253L12 255L13 254H16V249H14ZM16 248H19V247H17L16 246ZM36 248V247H35ZM44 248H40V249H44ZM48 248V249H49ZM61 248H62V246H61ZM106 248H108V247H106ZM2 249V248H1ZM3 249H4V246H3ZM7 249H6V253H7ZM26 249V247L24 248V249H22V250H25ZM53 249V248H52ZM60 249V248H59ZM64 251H63V250ZM61 250H62V252H64L65 253V251L67 252V250H65L64 248H62ZM110 249V248H109ZM5 250V249H4ZM20 250H21V248H20ZM34 250V251H33ZM33 250H29V248L28 249H26V251L25 252H23L22 254H24L23 256H24V258L22 259V257L19 255V253H20V251H19V253L17 254V255H19L20 257H21V259L22 260H20V264H40V263H38V262H40V261H38L37 259L39 258V259H41V257H38L40 254V252L42 253V251H39V253H38V251H37V248L36 249H34L33 248ZM54 250V249H53ZM53 250H50L51 252L53 251ZM56 250V249H55ZM60 250V251H61ZM180 250V249H179ZM189 250V249H188ZM207 251H208V249H206ZM11 251V250H10ZM37 251V252H36ZM59 251V250H58ZM107 251V250H106ZM28 253L29 254V257H28V255H27V257H25V253ZM36 252V253H35ZM47 252V251H46ZM46 252H44V253H46ZM110 252H111V250H110ZM143 252H145V251H143ZM143 252H140V253H143ZM5 253V254H6ZM49 253V252H48ZM52 253H55V252H52ZM170 254H171V252H169ZM169 253H167V254H165V256H164V258H163V264H166L167 263V260L169 259ZM7 254H9V252L7 253ZM4 255V252L3 253H1L0 255L1 256H6V257H4V264L6 263V261H8V263H9V258H8V260L6 259L9 255ZM10 254V255H11ZM21 254V255H22ZM37 254V255H36ZM39 254V255H38ZM47 254V253H46ZM116 254V253H115ZM146 254V253H145ZM109 255V254H108ZM139 255H142V256H144V253L143 254H139ZM138 255V256H139ZM188 255V254H187ZM1 256H0V261H2V259H1ZM19 256H17L18 258H19ZM113 256V255H112ZM171 256H174V254H171ZM12 258L14 257V256H11ZM10 257V258H11ZM38 257V258H37ZM45 256H42V260H43V258H44ZM108 257V256H107ZM115 257V256H114ZM137 257V256H136ZM139 257H141V256H139ZM145 257V256H144ZM147 257V256H146ZM196 258H195V260H198V257L197 256H195ZM3 258V257H2ZM12 258L10 259L11 261H13L12 260ZM27 258V259H26ZM37 258V259H36ZM115 258H117V257H115ZM188 258V257H187ZM113 259V258H112ZM141 259V261H137L136 263H138V264H142L144 261L142 260V258H140ZM175 260V262H176V258H174ZM183 259V260H182ZM182 259H181V261L178 263V264H189V263H187V262H185V260H184V258L182 257ZM106 260V259H105ZM161 260V259H160ZM188 260V259H187ZM38 261V262H37ZM192 261H193V259H192ZM141 262V263H140ZM160 262V263H161ZM204 262V261H203ZM15 263V262H14ZM18 263H19V261H18ZM45 264L47 263V262H44ZM114 264H116V261L115 262H113ZM170 263V262H169ZM177 263V262H176ZM0 264H2V262H0ZM7 264V263H6ZM12 264V263H11ZM96 264V263H95ZM106 264V263H105ZM108 264V263H107ZM174 264V263H173ZM199 264V263H198ZM204 264V263H203Z\"/></svg>",
	"mask_w": 264,
	"mask_h": 264
},
{
	"label": "crops",
	"instance_id": "3",
	"mask_svg": "<svg viewBox=\"0 0 264 264\" xmlns=\"http://www.w3.org/2000/svg\"><path fill=\"white\" fill-rule=\"evenodd\" d=\"M59 1H60V4L62 5L64 0H59ZM75 4H76L77 10L80 12L79 14H81L86 4V0H76ZM5 12H7V10L3 11L0 17H5L6 16ZM87 17H85L84 19L83 26H85L86 24L85 20ZM11 34L12 36H14V38H12V40H9V36ZM19 37H20V28L9 27L6 21V18H5V23L0 24V87H2L0 90H2L3 88H6L7 86H10L14 78H16L14 67H15V64L18 62L17 60L18 56L14 55L13 49L15 45L17 44ZM15 40H16V43H14ZM27 44L24 43L23 46H26ZM28 46L30 47V45ZM29 47L27 49L26 56L28 57L30 62L34 63V57H35L33 55L34 51H32V49ZM10 75H12V78L8 83L9 85L3 86L4 81Z\"/></svg>",
	"mask_w": 264,
	"mask_h": 264
}]
</instances>
